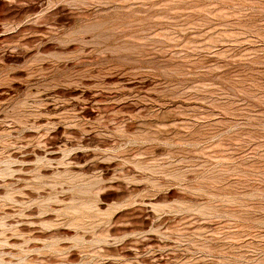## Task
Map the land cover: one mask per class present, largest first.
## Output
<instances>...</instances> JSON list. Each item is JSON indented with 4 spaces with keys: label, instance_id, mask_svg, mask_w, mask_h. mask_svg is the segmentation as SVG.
I'll use <instances>...</instances> for the list:
<instances>
[{
    "label": "rangeland",
    "instance_id": "obj_1",
    "mask_svg": "<svg viewBox=\"0 0 264 264\" xmlns=\"http://www.w3.org/2000/svg\"><path fill=\"white\" fill-rule=\"evenodd\" d=\"M0 264H264V0H0Z\"/></svg>",
    "mask_w": 264,
    "mask_h": 264
}]
</instances>
